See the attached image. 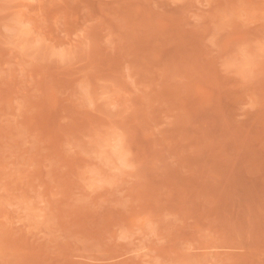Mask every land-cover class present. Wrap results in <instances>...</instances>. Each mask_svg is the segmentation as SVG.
I'll list each match as a JSON object with an SVG mask.
<instances>
[{
  "label": "rangeland",
  "instance_id": "1",
  "mask_svg": "<svg viewBox=\"0 0 264 264\" xmlns=\"http://www.w3.org/2000/svg\"><path fill=\"white\" fill-rule=\"evenodd\" d=\"M0 264H264V0H0Z\"/></svg>",
  "mask_w": 264,
  "mask_h": 264
}]
</instances>
